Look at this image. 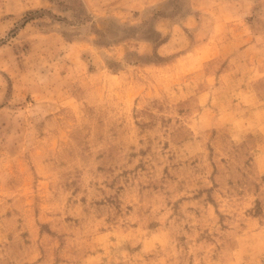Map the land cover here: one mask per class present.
Masks as SVG:
<instances>
[{"label": "rangeland", "instance_id": "rangeland-1", "mask_svg": "<svg viewBox=\"0 0 264 264\" xmlns=\"http://www.w3.org/2000/svg\"><path fill=\"white\" fill-rule=\"evenodd\" d=\"M0 264H264V0H0Z\"/></svg>", "mask_w": 264, "mask_h": 264}]
</instances>
